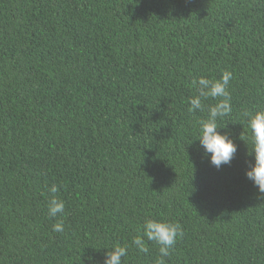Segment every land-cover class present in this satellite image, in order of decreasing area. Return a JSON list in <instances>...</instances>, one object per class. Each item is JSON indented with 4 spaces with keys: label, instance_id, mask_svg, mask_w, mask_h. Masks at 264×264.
<instances>
[{
    "label": "trees",
    "instance_id": "trees-1",
    "mask_svg": "<svg viewBox=\"0 0 264 264\" xmlns=\"http://www.w3.org/2000/svg\"><path fill=\"white\" fill-rule=\"evenodd\" d=\"M224 71L217 123L238 151L217 170L196 139L222 98L188 109L192 81ZM259 110L264 0H0V264H103L115 245L123 264H156L158 245L132 244L146 219L183 228L165 264H264V199L245 175L244 114Z\"/></svg>",
    "mask_w": 264,
    "mask_h": 264
},
{
    "label": "clouds",
    "instance_id": "clouds-1",
    "mask_svg": "<svg viewBox=\"0 0 264 264\" xmlns=\"http://www.w3.org/2000/svg\"><path fill=\"white\" fill-rule=\"evenodd\" d=\"M233 79L230 71H224L219 80H210L203 76L192 81L196 88L197 95L189 100V112L197 110L204 111L203 100L222 98L219 103L210 105L207 109L208 118L199 121L198 140L199 146L203 148L205 157L209 158L211 165L219 170L223 165H231L235 154L238 151L237 145L228 131L221 133L217 121L232 111L231 96L228 91L230 81ZM248 127L251 132L252 150L249 156L254 154V164H250L246 171V177L257 187L258 198L264 199V110L256 111L255 114L246 112ZM52 194L48 202V216L57 218L65 211V202L56 195L59 188L52 185L49 189ZM53 231L63 232L64 223L57 220L53 224ZM142 235H136L132 244L142 253L148 252L145 245V237L148 241L159 246V258L156 264H165L164 257H169L178 238L183 236V228L177 222H169L156 219H146L141 226ZM127 247L115 245L104 254L103 264H123L122 258L127 256Z\"/></svg>",
    "mask_w": 264,
    "mask_h": 264
}]
</instances>
